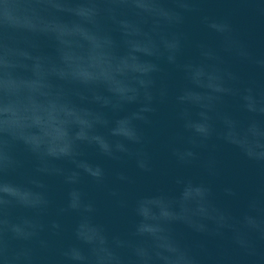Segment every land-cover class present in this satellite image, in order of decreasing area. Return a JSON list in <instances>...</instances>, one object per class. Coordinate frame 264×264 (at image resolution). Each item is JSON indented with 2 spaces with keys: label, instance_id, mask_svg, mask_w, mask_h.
<instances>
[{
  "label": "water",
  "instance_id": "95a60500",
  "mask_svg": "<svg viewBox=\"0 0 264 264\" xmlns=\"http://www.w3.org/2000/svg\"><path fill=\"white\" fill-rule=\"evenodd\" d=\"M194 7L178 23L160 0H0V206H30L10 211L19 239L0 213V250L264 264V0Z\"/></svg>",
  "mask_w": 264,
  "mask_h": 264
},
{
  "label": "clouds",
  "instance_id": "9594fccd",
  "mask_svg": "<svg viewBox=\"0 0 264 264\" xmlns=\"http://www.w3.org/2000/svg\"><path fill=\"white\" fill-rule=\"evenodd\" d=\"M200 0H160V5L162 7H165L169 9L172 14L177 18L178 23H183V21L187 18L188 14H191L193 12L198 11L196 7H194L197 3H199ZM209 28L216 29L217 28V22L212 21L211 23H208V17H204L203 21ZM222 27L231 30V26L227 23H222ZM258 65L262 70H264V57L259 58L257 61ZM145 111H152V109H145ZM128 156H133V153H127ZM188 155H193L192 152H189ZM111 159L119 160L121 159L120 156H114L109 154ZM180 163H186L187 161L183 160L182 158L179 159ZM16 161L10 160L9 166L14 167L16 166ZM137 166L141 168L142 170H147L145 164H141L138 162ZM99 167V166H97ZM94 179L98 181H102L103 179V172L101 171L99 174H94ZM117 179L119 180H127L128 177L124 175L122 172L117 175ZM7 184L8 182H2ZM37 183V186L43 187L42 184L39 182ZM11 187H21L20 185L12 184ZM227 193L229 195H236V193L232 189H226ZM3 203L2 206H0V213H2L4 218V224L6 225V231L4 233V236L7 240L8 237H11L13 239H19V236L17 232L15 231V228L13 227V221L10 218V211L14 208H22V209H29V205H25L21 201L16 200L15 197H13L8 192H3ZM10 197V198H9ZM23 219V218H21ZM53 228H59V224L56 222H52L51 225ZM78 251V246L76 245H69L61 250L60 252V262L61 264H85L83 258L81 256H77L74 253ZM132 255L134 258V264H140L139 257L136 256L135 249H132ZM0 259L4 260V264H19V261L21 260V256L19 252L11 247L9 243H5L2 250H0ZM193 264H195V261H193Z\"/></svg>",
  "mask_w": 264,
  "mask_h": 264
}]
</instances>
